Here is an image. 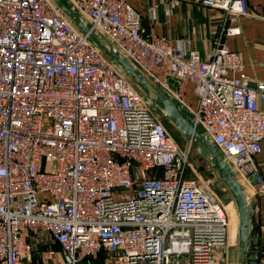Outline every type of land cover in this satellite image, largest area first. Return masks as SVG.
Wrapping results in <instances>:
<instances>
[{
  "label": "built area",
  "instance_id": "built-area-1",
  "mask_svg": "<svg viewBox=\"0 0 264 264\" xmlns=\"http://www.w3.org/2000/svg\"><path fill=\"white\" fill-rule=\"evenodd\" d=\"M65 2L192 115L244 189L256 175L264 192V81L251 85L226 43L241 34L238 18L264 14L247 0H166L167 15L184 2L224 12L202 56L148 35L129 0ZM192 144L174 141L53 0H0V264H93L102 255L104 264H225L217 250L229 244L227 205L188 177Z\"/></svg>",
  "mask_w": 264,
  "mask_h": 264
},
{
  "label": "crops",
  "instance_id": "crops-1",
  "mask_svg": "<svg viewBox=\"0 0 264 264\" xmlns=\"http://www.w3.org/2000/svg\"><path fill=\"white\" fill-rule=\"evenodd\" d=\"M129 2L142 14L143 27L148 35L172 38L175 45L181 42L179 45L186 47V50H196L202 56L211 52L213 42L225 23L223 11L202 4L184 2L172 14L167 15L163 9L166 0H129ZM247 2L252 14L259 16L264 14V0H247ZM236 24L241 34L228 37L226 43L232 51L241 54L244 73L248 76L251 85H255L258 81H264V21L260 18L241 17L237 19ZM170 83L174 90L178 88L175 82L170 81ZM185 95L186 101L196 108L198 99L192 84H188ZM261 108L264 109V106L262 105ZM182 112L191 121L192 115L183 110ZM173 139L183 150L190 143V140H181V138L177 140L175 137ZM256 165L258 176L264 182V145L262 153L256 157ZM195 175L198 177L192 166V169L188 170V177L196 178ZM247 188L249 190L245 191L246 196L250 204L255 206L256 226L250 249V260L259 262L264 248L260 230L264 225V192H259L258 184L251 183ZM230 206L231 204H227V208ZM236 238V232L230 231L229 244L223 248V253H220L221 259L219 258L225 264H241L238 259Z\"/></svg>",
  "mask_w": 264,
  "mask_h": 264
},
{
  "label": "water",
  "instance_id": "water-1",
  "mask_svg": "<svg viewBox=\"0 0 264 264\" xmlns=\"http://www.w3.org/2000/svg\"><path fill=\"white\" fill-rule=\"evenodd\" d=\"M62 13L76 26V28L87 35L94 46L113 62L122 73L142 92L147 104L156 109L164 119H167L181 134L192 142L199 144L198 152L208 164L214 169L221 183L230 193L236 206L238 214V259L241 264H259L258 261L250 260V249L252 247L255 222V206L249 203L244 187L235 179L230 164L224 159L223 154L214 146L209 136L201 132L183 114L182 110L152 82L132 61L125 57L108 39L100 34H95L88 27L84 18L69 7L64 0H53ZM256 175L250 179L253 185L257 184ZM219 198H222L216 190Z\"/></svg>",
  "mask_w": 264,
  "mask_h": 264
},
{
  "label": "rangeland",
  "instance_id": "rangeland-1",
  "mask_svg": "<svg viewBox=\"0 0 264 264\" xmlns=\"http://www.w3.org/2000/svg\"><path fill=\"white\" fill-rule=\"evenodd\" d=\"M64 2H65V0H64ZM164 123L166 125L168 133L170 134V136L172 138L175 137L177 140H178V138L179 139L181 138V140L182 139L188 140L167 119H164ZM198 147H199V144L197 142H194L192 144L191 153H190L191 164H192L194 170L196 171V173L198 174V177L200 178V180L204 184H206L208 187H214L215 190L219 191L220 195L222 196V198H221L222 202L225 204V206L227 204H231V206L229 208H227V213H228V215L230 213V215H229L230 221H231L230 231L234 230L236 232L237 238H236L235 242H236V246L238 248V225H239V221H238V214L236 211V206L232 200L230 193L228 192L226 187H224V185L221 183V181L218 178L217 174L215 173L214 169L199 154ZM186 149H184V150H186ZM236 180L241 181V183H243V180L240 178H236ZM248 190H249V188H247V187H246V190L244 189V191H246V192H248ZM234 219H235V221H234ZM223 250H224L223 248H219L217 250V256H220V253H223ZM221 256H220V258H221Z\"/></svg>",
  "mask_w": 264,
  "mask_h": 264
},
{
  "label": "trees",
  "instance_id": "trees-1",
  "mask_svg": "<svg viewBox=\"0 0 264 264\" xmlns=\"http://www.w3.org/2000/svg\"><path fill=\"white\" fill-rule=\"evenodd\" d=\"M93 264H104V256H100L97 260L93 261Z\"/></svg>",
  "mask_w": 264,
  "mask_h": 264
},
{
  "label": "bare ground",
  "instance_id": "bare-ground-1",
  "mask_svg": "<svg viewBox=\"0 0 264 264\" xmlns=\"http://www.w3.org/2000/svg\"><path fill=\"white\" fill-rule=\"evenodd\" d=\"M241 184V183H240ZM242 186H244V184L242 183Z\"/></svg>",
  "mask_w": 264,
  "mask_h": 264
}]
</instances>
